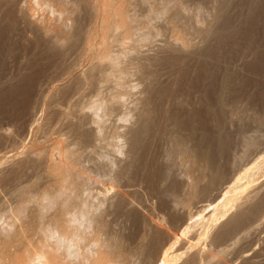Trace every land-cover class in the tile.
I'll list each match as a JSON object with an SVG mask.
<instances>
[{"label": "rangeland", "instance_id": "obj_1", "mask_svg": "<svg viewBox=\"0 0 264 264\" xmlns=\"http://www.w3.org/2000/svg\"><path fill=\"white\" fill-rule=\"evenodd\" d=\"M34 1V3L37 2V0ZM172 1L174 2L175 12H177L180 5L186 7L187 18H183L179 14H173V12L169 13V10L162 16L159 14V19L154 22L153 26L155 27L152 28L153 31L162 34L159 35L158 41L153 42L156 47L151 44L152 51L144 49L147 53L142 50L140 52L141 59L139 56L136 57V62L138 65L140 64L137 67L140 68V73L137 69L136 75H139V78H136L138 76L134 77L135 79L133 78L132 82L136 88L138 87V90H141L142 95H137V97L133 95L131 102L135 103L136 101V109H138L135 112L133 110V113L147 120V126L150 130L148 135L143 136L141 139L140 150L136 158V161H138L131 164L129 168V177L131 176L135 180L132 190L137 191L138 194L133 200L136 204V213H131L132 215L127 214L128 212H124V214L122 212L120 215L116 213L117 224L113 222V216H104L102 219L104 225H106L108 237L111 236L113 240V242L111 240V246L114 248V252H112L114 256L101 252L94 241L93 255L87 260H85V257L83 259L81 254L77 260H61L51 253L49 248H44L46 250L41 253V248L45 245L41 247L43 243L41 244L38 238L31 237V228L27 224L28 220H24L27 223L22 220V223L16 217L9 216V218H12L10 221L17 220L13 224L9 222L6 225L5 220L2 222L3 227L9 229V237L5 242L4 239L0 238V264H28L27 258L30 253L33 263L39 257L41 264H125L123 257L125 255L127 257L128 252L130 254L136 253L137 256L139 254L140 257L143 256L142 258H148L147 255L151 252V255H153V248L156 250L159 247L158 250H160L162 245L165 244L164 242H167L168 234L171 235L172 239L167 242L170 245L165 244V246L169 247L174 242V246L177 247L175 249L179 253L185 251L186 248L188 249V244L201 248L199 245H203V240L201 242L199 237V239L196 236L190 237V233L193 231L189 232L188 235L187 233L183 235L184 228H191L196 222L199 224L202 217H213V214L216 213L214 212L215 204L220 203L223 199L220 197L214 200L211 197L213 193H211V189L213 188H206L208 187L206 182L208 178L201 179L202 174H212L213 169L219 171V173L215 171L217 175L213 172V175L217 177L219 182L224 181L220 184L218 181H212L218 188V186L220 187V185L228 182L227 180L230 184L249 166H259L261 163L264 166V159H259L264 153L261 156L257 153V150L260 151V148L264 147V125H262L264 124V0H258L259 2H256L258 4L255 5L257 7L253 6L254 8L251 6V0ZM89 2L98 6L96 9L98 13L95 19L96 22L93 20L91 28L88 30V36L91 35L88 41L94 51L88 50V46L87 50L86 47L83 48L80 41H78L82 38L80 36L76 37V42L71 46L72 49L68 45L64 48V45L46 43L41 36L29 27L27 17L24 16V5L21 0H0V208L6 206L10 210H17L18 205L25 208L35 205L37 212H39L35 220L39 224L55 226L57 221L51 214H42L39 211L40 205H38V202L36 204L31 200L18 199L17 193L21 191L27 193L38 192L44 188L54 190V192H62L67 188L59 175V168L52 166L55 151L50 145L58 140V134L52 128L57 122L58 114V117H60L61 110L72 111L74 108L70 100L74 96L72 93H76L77 83H79L75 76L77 77L81 72L88 70L90 63L95 59L94 57L100 54L97 52L104 51L106 45L110 44V34L107 33L110 30L107 29H110V25L114 23V20L118 21L120 19L118 24H123L120 15L126 9L124 0H88L87 4ZM138 3L134 6L140 8L143 4ZM37 4L38 2L35 4L38 7ZM147 5L152 6L153 1L147 3ZM147 5L144 4V6H141L142 9L139 10L145 11ZM145 6V10H143ZM253 9L255 11H252ZM82 11L83 9L75 15L80 17V21L87 22L90 13H87V11H83V13ZM196 13L200 15L201 24L214 32V35L216 27L225 30L224 35L218 34V31H216L217 34L211 40L209 38L210 42L207 43L208 46L205 48H201L202 43L206 44L204 42L205 32L198 31L194 27ZM99 16L100 18H98ZM178 17H180L179 20ZM181 18L187 20L183 21ZM183 22H185V25L182 29L181 24H184ZM216 22L218 23L216 24ZM98 24L101 26L100 28ZM226 31L228 32L226 33ZM105 42L107 43L104 45ZM173 45H176L175 48ZM152 47H155V49H152ZM177 48L182 51H178ZM87 52H92L94 56ZM201 54L211 55L212 59H210L209 67L202 65L203 69H201ZM211 66L215 67L212 68ZM68 69L71 70L68 78H63L54 85H47L46 81L50 77L62 75ZM212 69L214 70L212 71ZM73 80L74 82H72ZM42 83L43 93L38 96L37 89ZM50 104L52 106H49ZM36 105L38 106L37 118L35 117V119L29 121L30 109ZM138 106L141 108L139 109ZM46 111H49V115H46ZM56 111H58V114ZM168 124L170 126L175 125L180 131L178 137L181 142L178 143V147L171 145L169 140L167 142L164 136L163 131ZM6 133L8 134L6 135ZM72 134L70 137L76 139V136L74 137ZM260 136H263V139ZM86 141L88 142V139ZM89 142L87 145L79 146L82 154L99 166H104L102 157L105 146L102 140L93 142L89 139ZM248 142H255L256 147L259 148L255 149L256 151L253 149L250 151L251 147L249 145L251 144ZM245 143L248 144L245 145ZM192 155L195 158L192 159ZM10 162H16L17 164L14 163L15 165L11 166ZM208 167L211 169L207 170ZM199 174H201V177H199ZM83 175L85 179L79 175H77V179L80 183H86L87 192L94 182L101 185L108 184L106 180H103L104 177L100 172L95 174L83 173ZM222 176L228 179L226 180ZM171 178H173V182ZM262 178H264V175L259 179ZM190 179L191 182L194 180L195 185L193 187L197 190L195 195L192 196L191 194L187 195L189 189L187 182H190ZM202 180L203 182H201ZM200 185H204L205 189H202L204 186L200 188ZM79 187L84 189L81 186ZM216 187L214 186V189ZM206 190L208 191L205 192ZM200 193L201 198L199 197ZM208 193L211 196H208ZM198 202L199 204L196 206L202 203L205 207L208 205L203 213H196L194 209V205ZM182 210L189 211L192 214L191 219L185 225L182 223ZM208 212L210 213L208 214ZM160 218L167 220V225H170L166 228L169 231L165 233L167 237L165 235L154 236L150 231L148 223L151 224L152 220H154L152 222H158ZM85 227L86 225L83 223L82 229ZM151 228L153 227L151 226ZM75 235L76 233L71 232L66 238L70 240V243H67L69 251L76 252L75 258H77L78 253L85 251V246L92 245V232H89L86 228L79 231L77 237ZM156 237L158 239L160 237V240H157ZM76 238L80 239L79 243L75 240ZM194 238H197V240ZM251 238L255 242V237L252 236ZM198 240L200 244H197L199 243ZM81 241L83 242L81 243ZM181 243L185 245L182 246ZM151 246H153V251L150 250ZM202 248H204V245ZM224 248V246H221L216 249V252L222 251ZM123 250L125 252L122 253ZM167 256V253H163L161 258L157 260V264L165 263V260L169 257ZM152 259L153 262L154 258ZM183 261L181 259L180 264ZM234 263L239 264L236 261ZM209 264L217 263L212 261Z\"/></svg>", "mask_w": 264, "mask_h": 264}, {"label": "bare ground", "instance_id": "obj_2", "mask_svg": "<svg viewBox=\"0 0 264 264\" xmlns=\"http://www.w3.org/2000/svg\"><path fill=\"white\" fill-rule=\"evenodd\" d=\"M21 1L23 2V5H24V12L26 13V14L24 13V16L27 17L26 20H27L29 27L32 28V30L37 35L41 36L43 38L42 40H45L46 43L48 44L55 43L56 45L60 44V46L64 45V48H66V46L68 45L71 48L73 43L76 42V37L80 36V38L81 37L82 38L79 39L78 37L79 40L78 39L77 40L80 41L83 48L86 47V50H87V46H88V50L94 51L93 48L90 47V43L88 41L89 37L91 36V35L88 36L89 35L88 30L91 28V22H93V20L97 18V15H98L97 10H96L98 7L97 5H92L93 3L90 4L91 2L87 4L88 0H37L38 2L37 4L38 7H37L35 5L37 2L34 3L35 2L34 0H21ZM151 1H153V5L148 6L149 4L147 5V3H150ZM251 1H252L251 2L252 7L258 4L256 2H259L258 0H251ZM124 2H125L124 4L126 6V9L124 11L122 10L123 13H121L120 15L122 17L121 19L123 21V24L121 25L118 24L120 22L119 21L120 19L118 20L119 22L114 20V23L110 25V29H107L108 31L110 30L109 32H107L110 34L109 35L110 44L106 45V47L103 46L105 47V49H103L102 47L104 51L97 52L100 54L94 57L95 58L94 60L91 59L93 61L90 63L88 70L81 72L77 77L75 76V79L79 81V83H77L78 85L75 90L76 93H72L74 94V96L70 100L71 101L70 103H72L74 107L73 110L71 109L72 111H62L61 109H59L61 110L60 117H58L59 114L57 113L59 110L56 111L58 115L55 113L58 119H57L56 124L52 128V130H54L55 133L58 134V140L57 141L55 140L54 143L51 141L53 144L51 143L50 145V147L55 151V156L53 158L52 166H57V168H59L58 169L60 171L59 175L61 176V179H63V184L67 188H65L62 192L61 191L54 192V190L51 191V190L44 188L42 191H38V192L32 191V192L27 193V192L21 191L17 193L18 199L31 200L32 202H35L36 204L39 203L38 204L40 205L39 211L42 212V214L53 215L55 221H57V225L52 226V225H46V224H41V223L39 224L37 220H35V217H38V214H39V212H37L35 205L29 206L27 208L21 207V205H18V207H16L17 210L16 209L10 210L8 207L5 206V207L0 208V238L4 239L3 240L4 242L6 240V233L9 232V229L7 228L5 229V227H3L2 225V222L3 220H5L6 221L5 225H6L9 222H12L10 221V219L12 220V218H9V216L10 217L14 216L21 222L22 220L24 221L27 219L28 221L27 220L26 221L28 223L26 221H24V223L26 222L27 224H29L30 225L29 228H31L33 232L43 236L42 238L43 245L41 247H43L44 245L45 246L41 248L42 249L40 251L41 253H43L44 250H46L44 248H49V251L53 253L54 255H56L57 258L59 257L61 260H66V261L77 260L79 259L80 254L81 256L83 255V259L85 257V260H87L89 257L91 258L93 255V251H94L93 241H94L99 246V249L101 250V252L107 255H110V256H114V253H112L114 252L113 251L114 248L113 246H111L112 238L111 236L108 237L107 235L108 231H107V228H105L106 225H104L102 219L104 218V216L105 217L113 216V222L116 223L118 222L116 221V217H117L116 213L117 214L119 213V215L120 213L122 214V212L123 214L124 212L126 213L128 212L127 214L136 213V210H137L136 204L133 202V200L137 194V191L132 190L135 184L134 182L135 180L133 179V177L131 176L129 177V174H130L129 168L131 164L138 161V160L136 161V158L138 156V151L140 150L141 139L143 138V136L145 135L147 136L150 130L149 127L147 126L148 121L142 117L136 116V114L134 115L133 113V110L135 112L138 109H136V106H137L136 101H135L136 103L135 104L134 102H131V99L133 98V95H136V97L137 95H142L141 90H138L137 89L138 87L136 88L135 84L132 82V79L134 77L138 76L136 78H139V75H136V70L138 69L137 71L138 72L140 71V68H137L139 67L140 64L138 65V63L136 62L137 61L136 57L138 56L140 57V52H142V50L144 49L151 50L150 45L153 44L155 46L153 42L158 41L157 39L158 37H160L159 35H162L161 33L152 30V28L155 27L153 26L154 22H156L157 19H159V14H161L162 16L166 11L169 10V13L173 12V14L174 13L179 14L183 18L184 17L187 18L186 16H188V12H187L186 7L183 5L182 6L180 5L177 12H175L173 8L174 2L172 0L170 1L168 0H150V1L149 0H124ZM137 2H139L140 5L143 4L141 6H144V4L147 5V9L146 10L144 9L146 8L145 6L143 7V10L145 11L139 10L140 8L142 9L141 6L140 8L139 6H134L136 5ZM35 7L38 10H36ZM81 9H83V11H87V13L88 12L90 13L88 15L90 16L91 19L90 18L89 20L87 19L88 20L87 22L80 21V17L79 16L77 17V15H75V13H78V11H81ZM252 11H255V10L253 9ZM197 13L195 14V18H194V27L197 28L198 31L205 32L206 38H204V42H206V44L202 43L201 45V48H205L208 46L207 43L210 42L209 38L211 40V38L217 34L216 31H218V34L224 35L225 30H221L218 27H216V31L214 35V32H211L209 28L201 24V20L199 19L200 15H198L199 13L198 14ZM98 18H100V16ZM179 18L180 17H178V20ZM183 18L181 19L183 20ZM186 20L184 19L183 21H186ZM183 23L184 24H181L182 29H183V25H185V22ZM217 23L218 22H216V24ZM100 27L101 26L99 25V28ZM227 32L228 31H226V33ZM107 42H105L104 45ZM77 43L79 44V42ZM157 45L159 46V44ZM155 47L154 48L152 47V49H155ZM177 49L180 52L182 51L180 48H177ZM146 50L144 51L146 52ZM89 54H92V52ZM92 55L94 56V54ZM210 59H212L211 55L201 54V69H203L202 65L204 67L209 65ZM76 64H77V61H76ZM211 67L213 68L215 66H211ZM213 70L214 69H212V71ZM70 74H71V70L68 69L64 71L62 75L50 77L46 81V83H48L47 85H50V84L54 85L55 83L61 81L63 78L64 79L68 78ZM15 76L18 77L17 75ZM72 82H74V80ZM202 84L204 85V83ZM42 86H43V83L42 85H39L38 89L36 88L38 96L41 95V93H43L44 88ZM136 91H137V94H136ZM220 104L223 105L224 103L223 104L220 103ZM49 106H52V105L50 104ZM37 108L38 106L36 105L32 109H30L31 112L29 114L30 116L29 121L35 119L36 113H38ZM55 108L54 110H56ZM138 108L140 109L141 107L138 106ZM46 112H47L46 115H49V111H46ZM167 126H165V129L163 131L164 136L167 139V142L169 140L171 145L178 147L177 146L178 143L180 144L181 142V140L178 137V134L180 131L175 125L170 126V124H168ZM7 134L8 133H6V135ZM71 134L74 135V137L76 136V139L71 138L72 137V136L70 137ZM174 137L177 139H175ZM170 138H172L171 141H170ZM87 139H88V142H89V139H91V141L93 142L95 140L96 141L102 140L105 146V152L102 157V162L104 166H99L96 162L95 164L91 159L86 158V156L82 154V151L81 149H79V146L85 145V144L87 145L88 143L86 141ZM255 141H257V139H255ZM244 142H247V141H244ZM248 143H245V145ZM249 144H251L249 145L251 147L250 151H252V149L257 150L259 148V147L258 148L256 147L257 145L255 142H252V143L250 142ZM260 147H262L261 144H260ZM257 153L260 154L261 156V154L264 153V147L260 148V151L257 150ZM193 158L195 157L192 155V159ZM259 159H264V155H262ZM14 163L16 162H10V165L13 166L15 165ZM258 164L259 162L257 163V165ZM261 164H260L261 166L260 165L259 166H254V165L249 166L246 170L243 171L241 175L239 174L240 175L239 177L237 176V178L235 179L232 178L234 181L232 180L233 182L231 181L230 184H228L229 182V180H227L228 178L226 179L222 176L228 182L225 181L226 183L220 185V187L217 184L218 188L213 182L218 181V183L220 184L224 181L222 179L223 181L219 182L217 177H215V175H217L219 171L217 172L215 170L217 172L216 173L213 169L212 171L216 173L215 175H213V172L212 174H208V175L202 174L201 179L204 178L205 180L208 178V181H206L208 187L206 188L207 189L213 188L211 189V193L213 192L212 196L209 193H208L209 194L208 196L213 197L214 200H217L220 197H222L223 199H221L220 203L215 204L214 212L216 213L213 214L215 217L214 216L213 217L207 216L205 218L202 217L201 222H199V224H197L196 222L192 225V227L191 225H189L191 228H184L185 230H184L183 235L184 234L186 235V233L188 235L189 232L193 231L192 233H190L191 234L190 237L192 236L193 237L196 236L197 238L199 237L201 242L203 240V245H204V248L206 249L202 248L203 245H199L202 248L201 249L199 247L192 246L193 244L192 245L188 244V249L186 248L185 251H182V252L180 251L179 253V251L177 252V250L175 249L176 245L174 246V242H173V245L166 247L165 244H167V242L171 241L172 239L171 235L168 234V237L167 235H165V233L169 232L167 231L168 229L166 228H168L167 226H170V225H167L168 224V222H166L167 220L163 218H160L159 220L157 219L158 222L156 220H155L156 222H152L154 220L151 219L152 220L151 224L148 223L150 225L151 233L154 236L155 235L156 236L165 235L167 237L166 238L167 242L165 241L164 242L165 244L162 243L164 245H162L160 250H158L159 249L158 247V249L156 248V250L155 248H153L154 250L153 251L152 250L153 246H151L150 250H152L154 254L151 255L152 252L150 251L151 253L147 255L148 258H142L143 256L140 257L138 253H137L138 254L137 256L136 253L130 254L128 252L127 257L126 255L123 257L125 264L126 263L127 264L128 263L130 264H157L158 262L157 260L161 258L163 253L165 254L167 253V255L169 256V257L167 256L168 258L165 260V263L163 264H180L181 259L184 260L182 264H209L212 261L216 262L217 264H236L234 263V261H236L239 264H264V178H262L261 180L259 179L263 177L264 175V166H263V163ZM208 169L209 167L207 168V170ZM97 172L101 173V175L105 178V179L103 178V180H106L108 184L101 185L100 183L98 184L94 182L93 186L90 187V189L87 192L86 183H80L79 180L77 179L78 178L77 175L82 176L83 179H85L83 173L95 174ZM200 175L201 174H199V177H201ZM194 177H192V179H194ZM171 180L173 182V178H171ZM193 181L194 180H192L191 182V179H190V182H187V185L189 186L187 195L189 194H191V196L195 195V192L197 191L195 187H193V185H195ZM201 182H203V180ZM79 186H81L84 189H81ZM203 186H201L200 188H202ZM214 186L216 187L215 189H214ZM202 189H205V186ZM207 191L208 190H206L205 192ZM176 192L178 193V191ZM202 195H205V194H202ZM197 196H194V197H197ZM200 196H201V193L199 197ZM198 204L199 202L194 205V209L196 213H199V212L203 213L204 209H206L208 205L206 204L207 206L205 207L204 204L202 203L203 205L201 204L199 206H196ZM33 208L36 210H34ZM182 213H183L182 223L185 225V223H187V221L191 219L192 214H190L189 211H186V210L185 211L182 210ZM209 213L210 212H208V214ZM15 220L12 222V224L16 222ZM83 223L86 225V227L83 229L88 228L89 232H92V239H91L92 245L89 247L85 246L84 248L85 251L84 252L81 251L80 253H78L77 254L78 257L75 258L76 252L69 251L67 243L68 242L70 243V240L67 239L66 236L70 235V233L72 232L73 234L76 233L75 236L77 237V233L83 230L82 229ZM151 226L153 228H151ZM252 236L255 237L256 239L255 242L252 241V238H251ZM197 238L196 239L194 238V239L197 240ZM75 240L77 241V243L80 242V239L76 238ZM157 240H160V237L159 239L157 238ZM200 241L197 244H200ZM82 242L83 241H81V243ZM51 244L54 246H49ZM184 245L185 244H182V246ZM205 246H207L208 248ZM221 246L225 247L224 250L216 252V249ZM29 252H31V250H29ZM123 252L125 251L123 250L122 253ZM30 254L29 255L27 254L29 256L28 258L26 257L28 259V264H34L33 261L31 260L32 257H30ZM152 258H154L153 262H152L153 260ZM224 259L226 260V262Z\"/></svg>", "mask_w": 264, "mask_h": 264}, {"label": "crops", "instance_id": "obj_3", "mask_svg": "<svg viewBox=\"0 0 264 264\" xmlns=\"http://www.w3.org/2000/svg\"><path fill=\"white\" fill-rule=\"evenodd\" d=\"M31 235H32L31 237H33V238H34V237L38 238V239L40 240L41 244L43 243V241H42V240H43V239H42L43 236H41V235H39V234H36V233L33 232L32 230H31ZM8 237H9V232L6 233V239H8Z\"/></svg>", "mask_w": 264, "mask_h": 264}, {"label": "clouds", "instance_id": "obj_4", "mask_svg": "<svg viewBox=\"0 0 264 264\" xmlns=\"http://www.w3.org/2000/svg\"><path fill=\"white\" fill-rule=\"evenodd\" d=\"M34 264H41L39 257H37L36 261H34Z\"/></svg>", "mask_w": 264, "mask_h": 264}]
</instances>
